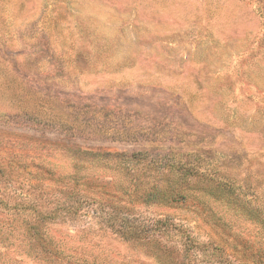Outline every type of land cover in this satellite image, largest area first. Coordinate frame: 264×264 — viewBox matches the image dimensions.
I'll list each match as a JSON object with an SVG mask.
<instances>
[{
  "label": "rangeland",
  "instance_id": "1",
  "mask_svg": "<svg viewBox=\"0 0 264 264\" xmlns=\"http://www.w3.org/2000/svg\"><path fill=\"white\" fill-rule=\"evenodd\" d=\"M43 163L181 189L121 215L175 225L150 237L178 264H264V0H0V195L52 207L57 187L28 174ZM100 213L54 232L97 230ZM109 230L96 243L112 262L157 264Z\"/></svg>",
  "mask_w": 264,
  "mask_h": 264
},
{
  "label": "trees",
  "instance_id": "2",
  "mask_svg": "<svg viewBox=\"0 0 264 264\" xmlns=\"http://www.w3.org/2000/svg\"><path fill=\"white\" fill-rule=\"evenodd\" d=\"M19 164L10 161L6 169L11 174L16 169L24 171ZM145 165L147 167L144 168L147 170L152 167L159 168L154 161H147ZM33 168L35 170L28 173L29 176L39 186L49 183L57 187L60 195L54 197L52 207H43L18 194L0 195V264H116L102 250L97 249L96 239L98 233L104 232L105 225L121 242L138 248L141 254L154 259L157 264H178L176 257L180 249L161 244L158 235L150 237L156 233L154 226H164L163 220H155L151 229L143 222L130 223L121 215L127 214L130 206H134L136 202L143 205L181 203L186 198L181 189L175 190L173 187L163 189L158 187L156 179L137 181L136 178L119 189V184H115L112 178H85L78 173L58 175L55 167L44 163L33 165ZM142 169L141 163L136 162L128 171L137 172ZM175 171L173 167L170 169L171 173ZM4 175L2 173L0 177ZM203 180L221 190L224 189L221 183L213 178ZM85 207H94L101 211L97 230L89 226H78L71 230L72 235L69 231L62 236L55 234V227L69 230L70 224L81 216L80 212ZM92 216L97 218L98 213L93 211ZM164 228L166 231H173L176 226L166 223ZM78 234L83 238L79 239V244L69 243V240ZM189 250L188 245L186 252H191ZM118 264L131 263L127 259H121L118 260Z\"/></svg>",
  "mask_w": 264,
  "mask_h": 264
}]
</instances>
